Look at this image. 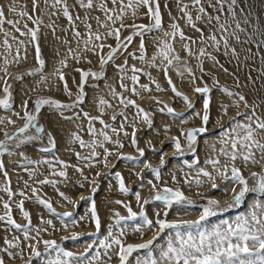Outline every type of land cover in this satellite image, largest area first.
Returning a JSON list of instances; mask_svg holds the SVG:
<instances>
[{"label": "snow or ice", "instance_id": "snow-or-ice-1", "mask_svg": "<svg viewBox=\"0 0 264 264\" xmlns=\"http://www.w3.org/2000/svg\"><path fill=\"white\" fill-rule=\"evenodd\" d=\"M41 3L45 6L41 8ZM109 5H112L110 7ZM174 7L178 13L182 15L172 16V10L169 7V0H165L164 9L168 12L170 23L168 30L164 27L163 16L161 12L160 0H73L70 5L68 0H31V13L27 10V6H21L18 10L15 0L9 5L0 3V33H3L4 39L2 45L7 52V55H11L13 51V44L9 43V37L16 41L15 56L12 57V61H9L5 56V65L10 62L19 63L21 59L27 57H21V48H25V40L19 39L11 32L4 29V24L11 25L15 32L20 36L28 37V43L33 44L36 60L40 65L39 68L28 75H36L37 72L42 73L45 65V60L41 57L39 36L40 25L43 23L42 16H62L66 18L68 26L72 31V38L76 43V48L69 47L67 49V56L60 61V68H57L53 75L57 76L60 81L63 82L64 92L69 98L73 96L72 90L69 88L68 81L65 78L63 69L68 66V57L75 59L77 62L83 57L87 63L91 64L92 61L87 58V53H92L98 57V63L100 71H93L91 68L84 70L82 68H76L75 71L80 74V83L76 85L78 89L76 99L72 103H62L60 100L53 99L51 97L40 98L35 101V114L27 111V100H24L21 104V109L24 115L20 117L19 112H15L14 115L25 120L22 127H19L11 135L4 129V140H0V173L5 177V182L0 185V191L5 193L9 199L4 200L3 196H0V203H2L4 212L0 214V228L5 232H11L13 230H23V240L18 235H13L11 239L4 238L3 252L11 258L20 256L23 258L26 249L30 250V255L27 260V264H31L32 259L40 257L42 255L39 250V245H44L45 252H55V257L48 259L45 264H111L113 258H117L119 264H128L129 258L133 253L141 250H146V254L143 257L138 258L137 264H264V199H256L250 209L241 215L236 216L233 220L224 221L222 224H217L211 228L205 227V222L209 217L217 215L218 212L224 208L237 207L250 193H259L264 195V114H258L257 109L260 104L253 103L249 105L245 96L238 93H233L227 88H223L222 91L228 96H237L238 99L234 101L233 107L237 109V116L241 119H237L235 116L229 121L227 128L219 133L218 142L222 145L219 149L215 144H212L211 151L213 155L209 156L205 163L210 165L212 171L207 168H195V175L185 174L184 183L190 187L194 184L197 188L202 187L204 184H210L212 189L220 187L216 183L217 177H220L227 185L223 190L226 193L232 195L230 203L221 205L217 199H208L206 204L199 205L202 209L199 218L196 220H168V211L174 206L179 205L182 207L196 206L194 202L187 197L180 188H172L163 186L161 189L157 188V184L149 180L148 184L151 186V190L155 192V195L151 199H142L140 191L134 193L137 205L140 211H134L131 204L125 203L122 200H116L115 203L122 205L127 210V215H121L119 212L114 213L115 223L108 226L107 235L100 242V247L104 250L103 256L107 257V260L102 259V254L97 249L91 256L89 252H93L95 241L88 244L85 252L76 256L71 251H66L64 248L57 244L55 240L45 239L41 240V233L47 232V227L30 228L32 225V219L30 212L25 210V200L35 199L39 204L43 205L48 211L56 213V209L53 207L52 202L47 199H43L38 193L39 189L32 187L27 181H24L25 189H30L32 196L29 197L25 190L14 192L11 187V180L9 173L6 170L5 163L2 157L7 155H13L14 153L9 151V144L14 141H19L17 147L21 145L29 144L33 141L42 140L45 134V129L38 123V114L42 107L45 105L54 108L59 112L61 116L65 110H71L77 107L78 104L84 102L85 85L88 79L91 77L94 80L103 79L106 75L105 66L109 63H113L117 72L119 88L123 91H117L114 85H109L110 95L114 100H118L119 105L122 106L119 112H115L110 116V120L115 122L117 117H121L118 124L109 123L103 119L106 108H112L113 105L103 97L98 98V111L99 115H90L88 112H83V116L87 119L88 128L87 131L92 137L90 141H85L77 133H73V142H78L80 147L88 148L90 151L87 155H81L79 152L75 153L77 158L81 161H86L85 167H96L97 164H101L104 167H109L111 163L109 157H115L117 161L128 160L137 161L139 158L127 155L120 151L125 147V144L121 141V134L124 137H129L130 143L137 147V151L140 156H144V150L138 147V141L136 133L139 130L137 128L138 123L147 124L152 126V113L145 110L137 103L135 99L125 96V93H130L131 96L140 97L142 92H151L153 89L149 84L140 83V74L148 76L151 83L155 85L156 91H165L161 84L152 77L151 72L146 71L143 68L136 67L135 64L129 66L128 59L125 58L123 63L115 64L117 54L123 55L127 53L128 56L135 60L145 62L150 68L163 72L170 90L176 97L182 98L189 104L191 108V101L189 97L177 89L176 84L173 82L169 75V69L173 68L177 75L183 78L184 73L187 72L190 80L189 82L194 84L197 77L193 72L187 57H195L197 61V68L203 74L206 73L204 68L205 59L213 61L214 66H218L223 71L227 72V69L223 68V65L219 63L217 57L212 52L207 50V47H211L217 52L223 49L225 56H232L236 60H240V53L236 47L230 44V39L234 40L239 45H255L257 49L264 48V24L259 23V17L256 16L255 20L252 19L254 15V6L251 0H174ZM5 8L8 11L18 15L21 19L26 18L31 21L35 27H29L25 22L21 30L20 20L8 19L5 15ZM83 10L84 15L81 16L75 9ZM141 8H146L147 12L143 15L147 16L150 20L149 24H136L133 20L131 24H125V18L128 17V13L131 12L130 18H137L138 12ZM71 9V10H70ZM190 9L195 10V16ZM225 9L227 13L225 14ZM40 11V15H37V11ZM99 13L93 15V13ZM225 16L224 21H221V17ZM103 17V19H102ZM184 20L185 25L199 35L193 37L186 35L184 29L181 27L179 20ZM79 22V23H77ZM93 22H95V29L93 28ZM119 22V27L114 25ZM252 24L251 31L247 26ZM235 25L232 27V25ZM244 25V26H242ZM52 29L53 34L56 31V25L53 21L48 25ZM69 28L62 29L68 31ZM131 28L132 34L121 39V29ZM82 29V30H81ZM103 29V31H101ZM207 30L208 35H205ZM153 32L163 33L164 37L170 39H161L157 41L156 47L157 53L153 54L150 58L147 56V49L144 43V36ZM219 33V37L217 35ZM241 33L245 34V39L241 38ZM134 36L140 37L139 52L137 56L134 52H128L129 45L132 43ZM113 38L116 41V46L106 44L105 41L108 38ZM179 39L180 48L186 53V57H182L176 50L174 44ZM62 43L70 44L67 38H60ZM202 45L196 50H193V45ZM82 45V47H81ZM108 48L107 53H104V49ZM248 54L252 53L251 47L245 49ZM259 55V52L256 53ZM250 55L245 56V60L250 59ZM159 59V64L156 62ZM261 63L264 64V56L261 57ZM2 70L6 75L8 73L7 67ZM131 75H128V73ZM261 75L264 76V68L260 69ZM202 78V76L200 77ZM18 80H22L23 76H18ZM215 80V77H213ZM0 80H4L3 97H0V108L4 110L12 109V92L11 85L7 83L4 77H0ZM47 80V77H44ZM130 81L131 84L125 83ZM251 83L255 84V80L249 76ZM44 82V81H42ZM217 84L218 80L215 81ZM194 92L204 94L206 98L203 101V112L196 113L201 120V126L189 128L186 131L181 129L180 136L184 138L185 145L189 151H194V147L197 143L198 136L209 131L208 125L211 119L210 104L211 97L208 95L211 89L205 85L203 87H195ZM158 104H163L156 97L152 98ZM243 102L246 112H240L239 108ZM261 103L264 104V98L261 99ZM135 109V112L131 118L125 109ZM221 111L224 115H227L228 105L221 104ZM160 112H167L170 115L180 116L182 113H177L172 107L164 105L159 108ZM65 119H79L80 113H76L74 117H64ZM98 121L101 128H97L95 123ZM15 124V121L9 117H0V125ZM219 123V120H217ZM126 127L132 128V132L129 133ZM29 129H35V135H25ZM167 131V126H165ZM111 133V134H110ZM48 137V144L50 147H43L41 151H51L55 147V138L51 133H46ZM116 139H113V137ZM180 136H174L171 138L173 147L176 154H184L185 147L181 143ZM22 137V138H21ZM112 144L115 146V150H110L105 145ZM151 144V142H149ZM101 151H97V149ZM154 151L156 149L153 148ZM20 155H24L22 152ZM166 153L161 154L160 164L165 163L163 156ZM223 157V159H221ZM27 163L23 165L25 171H29L27 165L35 164L36 161L30 160L25 157ZM237 161L243 166L237 165ZM199 158L196 159L195 164H199ZM49 164L51 175L59 176L68 179V173L66 169L68 167H75L77 172L83 175V168L74 165H68L64 161H57L63 166L64 170H56L55 164L52 161H45ZM185 163H187L185 161ZM195 164L188 165L189 168H193ZM249 165L257 166L261 171H252L250 176H245L243 169L248 168ZM115 164H111L112 168H115ZM151 173L154 174L156 180H160L161 171L159 167H153L151 163H144L143 165ZM36 171H30L29 175L35 178ZM111 174V173H108ZM102 173L97 172L96 176H100ZM143 177L140 173H136ZM115 177L118 181V190L123 194H128L131 189L126 186L125 178L120 172L115 173ZM172 181L179 183L176 176L171 177ZM253 181V184L249 185V180ZM84 180L88 182L92 187L91 191L94 194L98 188L97 180L90 179L85 176ZM40 185H53L55 186L59 181L49 179L45 177L38 182ZM83 187V184L80 185ZM239 186V191H237ZM144 185L141 183L140 188ZM20 196L22 199L14 201L13 197ZM59 195L76 206L75 201L71 200L65 195L64 192H59ZM82 200H88L90 202V211L88 217H81V220H89L94 222L96 233H88V235H96L101 228V218L98 214L97 206L95 203L94 195L89 197H81ZM160 202L165 209L163 215L159 208L153 212V217H150L147 213L146 206ZM15 203V207L19 210V213L27 221L26 224L18 223L13 217L12 205ZM61 217H71L72 212L57 213ZM132 221L131 225L127 222ZM40 222L43 225H52L51 220L40 218ZM124 222V223H122ZM76 225V221L72 222ZM62 227L66 230L69 225L63 224ZM152 230L157 231V235H154L152 239H147L143 243H125L126 237L131 234H139L143 236L145 232ZM166 230H173L167 236L166 245L159 249L157 255L153 254V247L155 242L159 239L160 234L165 233ZM195 230V231H193ZM34 232V235L31 234ZM77 239L78 233H73L71 237H64V239ZM10 249H18L17 252L10 251ZM0 264H6L3 256H0Z\"/></svg>", "mask_w": 264, "mask_h": 264}, {"label": "rangeland", "instance_id": "rangeland-1", "mask_svg": "<svg viewBox=\"0 0 264 264\" xmlns=\"http://www.w3.org/2000/svg\"><path fill=\"white\" fill-rule=\"evenodd\" d=\"M164 2H165V0H160L164 27H166L165 16L169 17V15H168V12L165 11V9H164ZM173 2H174V0H169V7L172 10V16H175L176 15V13H175L176 8L173 7ZM185 2H187V1H185ZM251 3L254 6V10H253L254 15H253L252 19L255 20V17L257 15L259 17L258 22L264 24V0H251ZM143 9L146 13L147 9L146 8H143ZM226 13H227V9H225V14ZM38 15H40V11L38 12ZM145 18H146L145 23H138V24H149L150 23L149 18L147 16H144V19ZM42 19H43V23H44V15L42 16ZM60 19L62 20L60 23V28L66 29L68 27V22H67L66 18L61 16ZM60 19H57L56 21L60 22L59 21ZM224 19H225V16L222 15L221 21L223 22ZM169 20H170V18H169ZM179 23H180L181 27L184 29L186 35H190L193 37L199 35L198 33H195L193 30H191V29L189 30V28L185 25L184 21L182 22L181 20H179ZM234 26L235 25L233 24L232 27H234ZM33 27H35V25ZM247 28L249 29V32H250L251 28H252V24L250 23L249 25H247ZM49 29H51V28H49ZM62 32H64V34H66L65 31L62 30ZM132 32L133 31L129 32L127 34V36L132 34ZM159 33L153 32V33H150L148 35H145L144 41L147 38H157ZM205 35L206 36L208 35L207 30H205ZM217 35L219 37L220 34L217 33ZM240 35H241L242 39H245L244 33H241ZM38 36H39V44H40L39 33H38ZM124 37H126V36H124ZM124 37L121 36V39L123 40ZM178 40L179 39L177 38V42L175 43L177 45H179ZM137 44L138 45L140 44V37L134 36L132 43L129 45L128 52L137 53V50L133 49V47ZM230 44L233 47H236L237 51L240 53V60L239 61L236 60V58H234L232 56H225L223 54V49H221L220 52H217L214 49H212L211 47H208L205 45V47H207V50L212 52L213 55H215L217 57V60L219 61V63L221 65H223V68L227 69V72L221 70L222 73H227V75H228V77L223 79V80L220 79L221 77H220V74L218 72H216L214 69H212L208 66L206 67V65H205L206 59L204 62V68H205L206 73H210V74H203L202 75L200 70L197 68V61H196L195 57H187L191 67L193 68V72L196 73V71H197L198 72L197 76L199 78L202 76V78H200V79L202 80L204 85H201L200 87L207 85L211 89L210 93L208 94L211 97V104H210L211 119L209 121V125H213V128H212V130H209L207 132L210 136L214 135V136L219 137V133L228 127V124L230 121L229 118H227L226 120L224 119L226 116L223 115L220 106L217 105L218 103H219V105L223 104V100L228 97V95H226L222 91L223 88H227L233 93H238L240 95L245 96L247 103L249 105H252L253 103L260 104V107L257 109V113L258 114H264V104L261 103V99L264 98V76H262L261 72H260V69L264 68V66L260 61L259 55L256 54L258 52L257 48L254 44L253 45L236 44L235 41L231 40V39H230ZM200 46H202V45H199V44L193 45V50L195 51L196 48H198ZM248 47H251V49H252L251 54H248L245 52V49ZM40 49H41L40 55L45 60L43 72L42 73L37 72L36 75H28V73H20L16 77L8 79L7 83L11 85V90H12V87L15 83L14 80H16L18 76H23V79L19 80V82H22V81L24 82L25 78H27V76L34 78V77H40V76L45 74L47 55H46V51L43 48H41V46H40ZM262 50L264 52V48H262ZM124 54L126 55V53H124ZM123 55L117 54V58H116L114 63L115 64H121V60L125 59L122 57ZM246 55H250L251 58L245 60ZM127 57L129 58L130 56L127 55ZM94 66H95V64H94ZM39 67H40V65L38 64L35 69H37ZM111 67L112 68L115 67L113 63H109V65L105 66V69H104L105 73H106L105 77L107 76L109 71H111L110 70ZM74 69H76V68H74ZM91 69L93 71H100V67L91 68ZM85 70H87V69H85ZM172 70H173V68L169 69V71H172ZM169 75L171 76L173 82L177 85V89L180 92H182L179 88V86L182 85V83H180V85H179L176 77L174 75H172V73H169ZM140 76L143 77L145 75L140 74ZM249 76L255 80V84L250 82ZM162 77H163V82H164V86H165V88H164L165 91H161V97L159 99L158 98L157 99L159 101H162L163 104H158V103H156L155 100H154L155 101L154 103L153 102L150 103V102H146V101L144 103H142V102L138 103L137 102L138 104L141 105V107L145 108V110L152 113V120H153V124L151 127H149L147 124H144V123H138L137 124V128L139 129L136 133L137 141H138V147L144 150V153H145L144 156L143 157L140 156L139 152L137 151V147L133 146L130 143L129 137H124L123 135L120 137L121 141L125 144V147L123 149H120V151L127 154V155H132V156L138 157L139 159L137 161H128V160L117 161V159L115 157H109V160L111 162L109 164V167L106 168L101 164H97L96 167L88 168V167H85V164L82 163L83 161L79 160L77 158V156L75 155V153L78 152V151H76L77 149L75 150V147H71V149L69 151H67L66 154H61L58 152L59 151L58 142H57V139L55 138L54 133L52 132L51 127H50L51 120H52L53 124H55V122L60 124V125H63L64 122H72V123L76 124L78 119H65L64 118V117H74L76 113H80L79 119L87 120L83 116V112H88L90 115H92L91 111H90L91 108L88 107V105H87V93L89 90L96 88L98 86V83L100 81H102L104 78L100 79V80H94L90 77L88 79L87 84L85 85L86 96L84 97V102L78 104L77 107H75L71 110H65L63 113V116H61L59 114V112L52 107H49L47 105L42 107L39 114H38V123L40 125H42L45 129V134L43 135L42 140L33 141L29 144L21 145L20 147H17V144L19 143V141H14V142L9 144V151L14 153V155H17L20 158V162L14 166L9 165L10 166L9 167L8 165L6 166V164H5L6 170L9 173V178L11 180L12 190L14 192H19L20 190H25L27 192V195L29 197H31L33 195L31 190L25 189V186H24V181H27L28 184L31 185L32 187L38 188L40 190L38 194L43 199L50 200L52 202L53 207L56 209V213H52V212L48 211V209L45 208L43 205L39 204L35 199L25 200V210L30 212L31 219H32V225L30 226V228H36V227H40V228L47 227L48 228L47 232L41 233V240H45V239L55 240L57 242V244L61 245L64 248V250L71 251L76 256H79L81 253L85 252L87 245L92 243L93 241H95L96 243L93 247V252H89L88 255L91 256L97 249H99L101 251V254H102V259L107 260V257L103 256L104 250L100 247V242L107 235L108 226L115 223L114 213L119 212L121 215H125V216L127 215V210L122 205L116 204L115 203L116 200H122L125 203L131 204L133 210L139 212L140 208L136 203L134 193L136 191H140L142 199H145L146 196L149 197V195H150V197H153L155 195L154 194L155 192L153 190H151V186L148 184L149 180L153 181V183H156L158 189H161L165 185L168 187H172V186H170V184L173 185L172 188H174V189L179 188V187L184 189L185 186H187V184L184 183L186 173L194 176L195 175V168H207L209 171H212L211 166L206 165V163L203 162L204 159H202L201 157H199V161H200L199 164H195V161L198 158L197 155L200 154L198 151L199 139L205 134H203L199 137V139H198V141L194 147V151H189L185 145L184 138L180 137L181 143L185 147L184 154L181 155V154H176L175 148L173 147L172 142H171V138L176 136V134L174 136L168 138L167 140H165L168 136L167 132H165V131L164 132H158L155 129V125L157 122V114H161V115H163L169 119V122L166 124V126H167V129H170L172 127L173 122L179 121L181 119H186V117L192 113L194 115V112L197 109L195 102H191V105L192 104L193 105L190 108L189 104L187 102H185L182 98L176 97L174 95V93H172V91L170 90L168 84L166 83V79L164 77V74L162 75ZM213 77H215V80L213 79ZM65 78L67 79V81L69 80L68 85H69V88L73 92V96L71 98H69L67 96V94L64 92L63 82H62V87H60L61 89L55 91L57 93L48 92V93H41V94L32 95L27 100V102H28L27 103V111L33 112L35 114V101L37 99H40V98L51 97L53 99L60 100L62 103H66V104L72 103L76 99L75 94L78 91V89L76 88V85L80 83V76L78 79L76 77H72L71 80H70V77L68 78L65 76ZM147 79L150 80L148 77H147ZM74 80H75V82H74ZM91 80H93V81H91ZM217 80L219 82L218 84L215 82ZM161 81H162V79L160 80V83H161ZM53 90H55V89H53ZM184 94L187 95L186 93H184ZM214 94L215 95L219 94L216 97L217 101H218V103L216 102V105L218 106V111H217V115L214 117L215 119L213 118V123H211L213 114L215 113V112H213L214 111V109H213V96H215ZM3 95H4V92L0 95V97H3ZM168 95L170 96L172 106H169V104L166 103V100L168 99ZM200 96L206 98V96L204 94H200ZM234 97L238 99L237 96H234ZM189 100H190V98H189ZM148 104H149V106H148ZM241 104L243 105L242 112H246L247 109L244 107L243 102H241ZM164 105L172 107L173 109L178 108L179 110L174 109L175 112L182 113L183 115L175 116V115L168 114L166 111L163 113L160 112L159 108L163 107ZM14 109H15V102H14L13 96H12V109L4 110L3 108H0V112L11 113L14 111ZM129 110H132V112H131L132 114L129 116V118H131L135 112V109L130 107ZM23 115H24V112L22 110L20 117H22ZM117 118L120 119L119 116ZM173 119H175V121ZM217 120H219V123H217ZM24 123H25V120L22 124H20L19 122H15V124L9 125L8 126L9 128H6V125H2L3 127H0V129L3 128L5 131L7 130L8 133L11 135L19 127H22ZM209 125H208V127H209ZM187 129H189V128H187ZM187 129H185V131ZM126 130L129 133L132 132V128H130V127H126ZM46 133H51L52 136L55 138V147L52 148V150L48 151V152L40 150L45 146L51 148V145L48 144V137H47ZM1 134L3 136L0 138V140H4L5 139L4 131H0V135ZM25 135H35V129H29L28 133H26ZM149 142H151V144H149ZM105 146L107 148H109L110 150H115V149H113L114 147H110L109 144L105 145ZM78 147L80 148L79 144H78ZM153 148L156 149V151H154ZM171 149H174V152H171V154L167 155L166 152L171 150ZM34 150H37L38 152L42 153V156L31 152ZM100 151L102 152L101 149H100ZM21 152L24 155H20ZM211 152L212 151H207V153H206L207 158L209 156L213 155V153L211 154ZM162 153H166V156L165 155L163 156V159L165 161V163L163 165L160 164ZM6 155L7 154H5L2 157L3 161H4V157ZM25 157H27L30 160L37 162L35 164L27 165L29 171H25L24 167H23V165H25L27 163V161L25 160ZM189 158L192 159L191 162H189ZM221 159H223V157ZM46 160L52 161V163L55 164L56 170H58V171L64 170V169H62L63 166L60 165L59 163H57V161H64L68 165H74V166H78L80 168H83V170H84L83 175H81L80 172H77L75 167L70 166L66 169V171L68 173V179L67 180H65L64 178L59 177V176H52L49 164L45 163ZM172 160L179 161L178 164L180 165L176 169L173 168V170L170 169L171 165H169V163ZM185 161L187 163H185ZM113 163L116 165L115 168L111 167V164H113ZM144 163H151L153 165V167H159L160 168V171H161L160 180L155 179L154 174L151 173L147 168H145L143 166ZM190 164H195V166L193 168H189L188 165H190ZM237 165L243 168V166L240 164L239 161H237ZM73 168L75 171L74 173H76V174L70 173V171ZM255 168L258 170H254ZM33 170L36 171V173H37L35 178H32L29 175V172L33 171ZM168 170L170 171V173L168 175H166V172ZM243 171H244L245 176H250L252 171L259 172V171H261V169L258 168L257 166L249 165L248 168H244ZM97 172L102 173V175L97 177L96 176ZM116 172H120L124 176L126 186L131 189V191L128 194H123L118 190V181L115 177ZM108 173H111V174H108ZM136 173H140V175L143 177V179L141 180L140 176H137ZM173 175L176 176L179 183L176 184L175 182L172 181L171 177ZM0 176H1L0 177L1 178L0 179V185H3L5 182V177L2 175V173H0ZM73 176L74 177L76 176V177L74 178ZM85 176L89 177L90 179H96L97 180L96 187L98 188V190L94 194L91 191L92 186L84 180ZM45 177H48L49 179L57 180V181H59V183H57L55 186H53V185H40L38 183L39 180H42ZM141 183L144 185L143 188H140ZM181 183H183L184 186H182L183 184H181ZM216 183L218 185H220L219 188L212 189L210 184H205L204 187L208 186V188H207L208 190H204L203 192L200 191L201 193L199 192V189H196L197 187L195 188L194 186H191V187L188 186L187 189H190L191 191L195 190L193 192H196V194L192 197L187 196L186 194L185 195L187 197H189L194 202V204L196 206L182 207V206L176 205L171 210L168 211L167 219L170 221L179 220V219L196 220L199 218V215L201 214V211H202V209L199 207V205L206 204L208 199H217L219 201L221 200L220 201L221 205H225L227 203H230L232 200V195L230 193H226L223 190L227 186L225 184V182L220 177H217ZM81 184H83V187L80 186ZM252 184H253V181L250 179L249 185L251 186ZM182 191L184 192V190H182ZM237 191H239V186H237ZM59 192H64L67 197H69L71 200L75 201L76 206L74 207L72 204L68 203L67 200L63 199L59 195ZM112 193H114V194H112ZM111 194H112V197L111 196L110 197L112 198L113 207L108 210V207L110 206L109 204L111 202V200H108L109 204H108V207L106 209V212L104 214H101L99 212L98 207L100 204H102L104 201H106L108 199V196ZM151 194H154V195L151 196ZM93 195H94L95 203L97 206L98 214L100 215V218H101L100 231H99V233H97L94 236L88 235V233H96L94 222H91L90 219L89 220H81L80 219L81 217H88L89 216V211H90V206H91L90 202L88 200H82L81 197L82 196L83 197H89V196H93ZM0 196H3L4 200L9 199V197L5 193H3L2 191H0ZM249 197H252V198L256 197L257 199H264V195H262V194L250 193L245 197V199L241 202V204L239 206L232 207V208H224L222 211L218 212L217 215L209 217V219L205 222L204 226L211 228L214 225L222 224L224 221L233 220L236 216L246 213L250 209L252 203L255 201V200H249ZM19 199H22V197H20L18 195L13 197L14 201H18ZM222 199H224V200H222ZM159 203L160 202H157V203L149 204L146 206L147 213L150 217L154 218L153 217L154 209H157L158 207L162 208V210H160V212H161V215H163L165 209ZM156 204L158 206L153 208L151 211L150 208H152V206H154ZM12 209H13V217L17 220V222L21 223V224H26L27 221L19 213V210L15 207V203H13ZM66 211L72 212L73 215L71 217H61V216L57 215V213H63ZM178 211H180V212H178ZM3 212H4V209H3L2 203H0V214H2ZM41 217L43 219L51 220L52 225L41 224V222H40ZM73 221L77 222L75 226L72 223ZM122 223H124V222H122ZM127 223L129 225H131L134 222L128 221ZM63 224H68L69 227L65 230L62 227ZM157 231L149 230V231L145 232V234L143 236H140L139 234L134 235V234L130 233L126 237V239H128V240H125V243L126 242L127 243H143L145 240L152 239V237L154 235H157ZM172 231L173 230H166L165 233L160 234L159 239L155 242V245L153 247V254L154 255H157L159 252V249L162 246L166 245L167 236ZM193 231H195V230H193ZM22 233H23V230H19V231L13 230L11 232H5L2 228H0V256L4 257L6 264H27L28 257L31 254L30 250L26 249L23 258H21L20 256H17L15 258H11V257H8L3 252V248L6 247V245L4 244V238L7 237L8 239H11L13 235H18L21 237V240H23V234ZM73 233H78L79 238H77V239H71V238L70 239H64V237H71ZM31 234L34 235V232H32ZM39 250L41 251L42 255L40 257L33 258L31 264H45V262L48 259L55 257L54 251H51V252H45L44 251V245L42 243L39 245ZM10 251L17 252L18 249L16 251L14 249H10ZM145 254H146V250H141L139 252L133 253V255L129 258L128 264H137L138 258L145 256ZM111 264H119L118 259L113 258Z\"/></svg>", "mask_w": 264, "mask_h": 264}, {"label": "bare ground", "instance_id": "bare-ground-1", "mask_svg": "<svg viewBox=\"0 0 264 264\" xmlns=\"http://www.w3.org/2000/svg\"><path fill=\"white\" fill-rule=\"evenodd\" d=\"M185 1L189 2V0H185ZM15 2L17 4L18 10H19V8L21 6L26 5L27 6V10L31 13V0H15ZM68 2L71 5L73 3V0H68ZM0 3H2L4 5H9V4L12 3V0H0ZM109 6L112 7V5H109ZM44 7L45 6L43 5V3H41V8L43 9ZM173 7H174V2H173ZM190 10L193 12V16H195V14H196L195 11L193 9H190ZM75 11L79 12L81 16L84 15L83 10H80V9L77 8V9H75ZM38 12H39V10L36 13L37 15H38ZM144 13H145L144 9L141 8L139 10V12H138L137 18H130L131 17V12H129L128 13V17L125 18V21H124L125 24H131V23H133V20H134V22L136 24L145 23L146 22V18L144 19V16H145V15H143ZM175 13H176L177 16L178 15H182V14L178 13L177 9H176ZM98 14L99 13H95V12L93 13V15H98ZM5 15H6V17L8 19L20 20V25L19 26L21 27L22 31L24 30L23 25H24L25 22L28 24L29 27H33L34 26L31 21H28L26 18L21 19L18 15L8 11L7 8H5ZM60 17L61 16H51L50 17L49 15H44V23L40 25V31H39L40 46H41V48H43L46 51V55H47V62H46V66H45V74L40 76V77H34V78L27 76V78H25L24 82L23 81L19 82V80H17V79L14 80L15 83H14V85L12 87L11 92H12L13 100L15 102V109L11 113H2V112H0V117H9L12 120H14L15 122H19L20 124H22L24 122V120L21 119L20 117L16 116V115H14V113L15 112H19L20 114L22 113L21 104H22V102L24 100H28L34 94H41V93H48V92L57 93L55 91L61 89L60 87H62V81H60L57 76H54L53 72L57 68H60V61L67 56V49L69 47L76 48V43H75V41L72 38V31L69 28V26L67 27V28H69V30L65 31L66 34H64V32H62V29L60 28V23H61L62 20L60 19ZM57 19H60L59 20L60 22H57L56 21ZM102 19H103V17H102ZM53 21L55 22V25H56L55 34H53L52 29L48 28V25L50 23H52ZM181 21L183 22L184 20L181 19ZM77 23H79V22H77ZM169 23H170L169 17L165 16V24H166L165 29L166 30H168ZM242 26H244V25H242ZM95 27H96L95 22H93V28L95 29ZM114 27H119V22H117L114 25ZM244 27H247V26H244ZM4 29L9 31V32H11L14 36H17L19 39L25 40L26 51H25V48H21L20 55H21V57L26 56L27 58L26 59H21L19 63H16V62L13 61V62H10L9 64L5 65V62H4L5 61V56H7L9 61H12V57L15 56L16 41L12 40L11 37H9L8 38L9 39V43L13 44V51H12V54L9 56V55H7V52L4 49V47L0 46V69H2L4 67H7V69H8L7 75L2 70H0V77H4V79L8 80L10 78L16 77L20 73L32 72L36 68V66L38 65V62H37V60L35 58L36 53H35V49H34L33 44L27 42L28 39H29L28 37L20 36L19 33L15 32L14 28L11 25H8V24L5 23L4 24ZM101 31H103V29H101ZM131 31H133V29H131V28L121 29V36L122 37L127 36V34L129 32H131ZM57 37L67 38L69 41H71V43L70 44H64V43H62V40L61 39H57ZM3 39H4L3 33H0V45H2ZM161 39H170V38L169 37H164L163 33H159L157 38H147L144 41L145 47L147 49L148 58H150L153 54L157 53L158 49L156 47V43H157V41H159ZM105 43L106 44H111L113 46H116V41L113 38H111V37L108 38L105 41ZM174 46L176 47V50L180 53V55L182 57H186V53L181 50L180 44L179 45L174 44ZM81 47H82V45H81ZM133 49L137 50L136 55L139 56L140 55L139 45L138 44L135 45L133 47ZM107 51H108V48H105L104 49V53L106 54ZM257 51L259 52V58H260V61H261V57L264 56V52H263L262 48L259 49V50L257 49ZM86 56H87L88 59H90L92 61L91 64L87 63L86 60L83 57L81 58V60L79 62H77L75 59H72L71 57H68V66L63 69L65 76L68 77V78L70 77V80H71L72 77H76L78 79L80 74L78 72H76L74 68H82V69L85 70V69H88V68H97V67H99L98 57L96 55H93L92 53H87ZM122 57L128 59L129 66L135 64L136 67L143 68L146 71L151 72L152 77L155 78L159 83H160V80L162 79L160 84H161V86L163 88H165L164 82H163V77H162L163 72L158 71V70L153 69V68H150L147 63L141 62L139 60H135L132 57H129L130 58L129 59L127 57V53H126V55L124 54ZM123 61H124V59L121 60V63H123ZM156 62L159 64V62H160L159 59H157ZM94 64H95V66H94ZM205 65H206V67L208 66V67L214 69L216 72H218L220 74V77H221L220 79L221 80H223V79L228 77L227 73H222L221 72L222 69H220L218 66H214L213 61H211L210 59H206ZM263 66H264V64H263ZM110 70L111 71H109L107 76L102 81L99 82L100 84L98 83V86L96 88H93V89L88 91V93H87V105H88V107L91 108L90 111H91V114L93 116L99 115L100 113L98 111V98L103 97L104 99H107L113 105V107L105 109V113L103 115V119H105L106 122L118 124L119 121L121 120V117H120V119L117 118V121L113 122V121L110 120V116L113 115L115 112H119L121 110L122 106L119 105L118 100H114L112 98V96L110 95V89H109L108 86L109 85H114L116 87L117 91H123V90L119 88V84L117 83L118 72H117L116 68L115 67L114 68L111 67ZM169 73H172V75H174L176 77L179 85H180V83H182V85H180L181 87L178 85L180 90L183 93H186L189 96L191 102H195L196 103V108L197 109L195 110L194 115L192 113V114L188 115L186 117V119H181L179 121H175V119H173L175 122H173L172 127L170 129H167V131L165 130V126L169 122V119L167 117L161 115V114H157V122H156V125H155V129L158 132H164V131L167 132L168 136H167V138L165 140H167L168 138L174 136L175 134H176V136H180V132H181L180 130L181 129L185 130L187 128H193V127L201 126V120L195 114L196 113H202V111H203V101L205 99V97H202V96H200L199 93H196V92L193 91V89L195 87H200L201 85H204L202 80L197 76V73H198L197 71L195 73V76L197 77V79L195 80L194 84L189 82L190 77H189L187 72L184 73L183 78L180 77L179 75H177V73H176V71L174 69L172 71H169ZM128 75H131V73L129 72ZM44 77H47V80H44ZM147 77H146V75L143 76V77L140 76V83L149 84V86L153 89V91H151V92H142L140 97L131 96L130 93H125V96H129L130 98L135 99L138 103L139 102L144 103L145 101L146 102H150V103H152V102L154 103L155 101L152 99L153 97H156V98L159 99L161 97V91H156L155 90V85L152 84L151 81L147 79ZM42 81H44V82H42ZM91 81H93V80H91ZM74 82H75V80H74ZM125 83L131 84V82L127 81V80L125 81ZM3 87H4V80H0V95L3 93V90H2ZM53 89H55V90H53ZM218 95L219 94H216L215 96H213V109H214L213 112H215V113L213 114L211 123H213V118L217 115L218 106H220L218 101H217V98H216ZM236 100H237V98H235L234 96H228L226 99L223 100V104L224 105H228V112H227V115H225L226 116L224 118L225 120L227 118L231 119L234 116L237 119H241V117L237 116V109L235 107H233V103ZM216 102L218 103L217 104L218 106L216 105ZM166 103L169 104V106H172L171 105L172 102H171V99H170L169 95H168V99L166 100ZM148 106H149V104H148ZM242 108H243V105L241 104L240 108H239L240 112H242ZM129 109L130 108L125 109V111L130 116L132 114L131 113L132 110H129ZM174 109L175 110H179L178 108H174ZM94 123H95V126L98 129L102 127V125H100V123L98 121H96ZM4 125H6V128H9L8 126L11 125V124H7V122H6ZM0 127H3V126L0 125ZM50 127L52 129V132L55 135V138L57 139L58 146H59V151H58L59 153L66 154L67 151H69L71 149V147H75V150L77 149L76 151L80 152L81 155H87L89 153L90 150L88 148H81V147L79 148L78 147L79 143L78 142H73V138H72L73 133H77L85 141H90L92 139V137L89 135V133L87 131V128H88L87 120L78 119L76 124H74L72 122H64L63 125H60V124H58L56 122H55V124H53V122L51 120ZM208 128H209V130H212L213 125H209ZM1 129H3V128H1ZM2 136L3 135L1 134L0 138ZM121 136H122V134H121ZM180 137H182V136H180ZM113 139H116V137L114 136ZM218 140H219L218 136H214V135L210 136L207 132L205 133V135H203L199 139L198 151H199L200 154L197 155V156H198V158L201 157L202 159H204L203 160L204 163H205V161L207 159L206 153H207V151H211V147L210 146L212 144H215L217 149H219L222 146L218 142ZM106 145H108V144H106ZM109 146L110 147H114L113 149H115L114 145L109 144ZM97 151H100V149L98 148ZM31 152L42 156V153L38 152L37 150L31 151ZM171 152H174V149H171V150L167 151L166 153H167V155H169V154H171ZM211 154H212V152H211ZM191 160L192 159L189 158V162H191ZM4 162H5L6 166L7 165L8 166L9 165H13L14 166V165H16V164H18L20 162V158L17 155H14V154L13 155H6L4 157ZM82 163L86 164L87 162L83 161ZM178 163H179V161L172 160L169 163V165H171L170 169L173 170V168L176 169L177 167H179L180 165ZM254 170H258V169L255 168ZM74 172L75 171H74V168H73L70 171V173L73 174ZM169 173H170V171L168 170L166 172V175H168ZM74 174H76V173H74ZM181 184H183V183H181ZM204 185L202 187H199V188H196V186L194 184L192 186H194L196 189H199V192L200 191L203 192L204 190H208L207 189L208 186L204 187ZM170 186L173 187V185H171V184H170ZM182 186H184V184ZM188 186L189 185L185 186L186 189L185 188L183 189L181 187H179V188L181 190H184V194H186L187 196H191L192 197V196H194L196 194V192H193L195 190L191 191L190 189H187ZM112 194H114V193H112ZM112 194L108 196V199L106 201H104L102 204L99 205L98 209H99V212L101 214H104L106 212V209H107L108 204H109L108 200H111V202L109 204L110 206L108 207V210L113 207L112 198H111ZM154 194H151V196L154 195ZM150 198H152V197H150V195H149V197L146 196V199H150ZM251 198L252 197H249V200H256L257 199L256 197H253L252 199ZM222 200H224V199H222ZM157 206L158 205L156 204V205L152 206V208H150V207L149 208L152 211V209L157 207ZM158 208H159V210H162V208H160V207H158ZM178 212H180V211H178ZM125 240H128V239H125ZM14 250L16 251L17 249H14Z\"/></svg>", "mask_w": 264, "mask_h": 264}, {"label": "water", "instance_id": "water-1", "mask_svg": "<svg viewBox=\"0 0 264 264\" xmlns=\"http://www.w3.org/2000/svg\"><path fill=\"white\" fill-rule=\"evenodd\" d=\"M204 134H205V133H204ZM201 135H203V134H201ZM201 135L198 136V139H199V137H200ZM198 139H197V141H198Z\"/></svg>", "mask_w": 264, "mask_h": 264}]
</instances>
